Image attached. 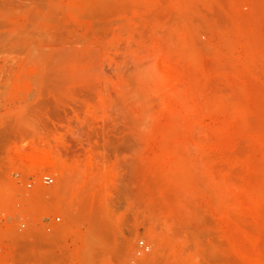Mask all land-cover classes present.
I'll return each instance as SVG.
<instances>
[{
  "label": "rangeland",
  "instance_id": "374dc122",
  "mask_svg": "<svg viewBox=\"0 0 264 264\" xmlns=\"http://www.w3.org/2000/svg\"><path fill=\"white\" fill-rule=\"evenodd\" d=\"M0 264H264V0H0Z\"/></svg>",
  "mask_w": 264,
  "mask_h": 264
},
{
  "label": "built area",
  "instance_id": "2783aa9c",
  "mask_svg": "<svg viewBox=\"0 0 264 264\" xmlns=\"http://www.w3.org/2000/svg\"><path fill=\"white\" fill-rule=\"evenodd\" d=\"M41 182L43 184H46V185H52L54 182H55V178L51 175V174H44L42 177H41ZM33 185V182H30L28 183V186L31 187ZM61 216L59 215H45L43 217V224L45 226L46 229H49L50 228V225L52 223H59L61 221Z\"/></svg>",
  "mask_w": 264,
  "mask_h": 264
}]
</instances>
